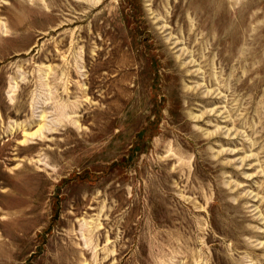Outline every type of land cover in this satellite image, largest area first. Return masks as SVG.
<instances>
[{
    "label": "rangeland",
    "instance_id": "rangeland-1",
    "mask_svg": "<svg viewBox=\"0 0 264 264\" xmlns=\"http://www.w3.org/2000/svg\"><path fill=\"white\" fill-rule=\"evenodd\" d=\"M0 264H264V0H0Z\"/></svg>",
    "mask_w": 264,
    "mask_h": 264
}]
</instances>
